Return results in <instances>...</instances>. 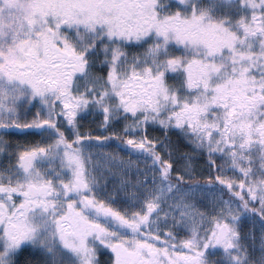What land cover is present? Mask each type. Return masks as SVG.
<instances>
[{
    "label": "rangeland",
    "instance_id": "1",
    "mask_svg": "<svg viewBox=\"0 0 264 264\" xmlns=\"http://www.w3.org/2000/svg\"><path fill=\"white\" fill-rule=\"evenodd\" d=\"M71 3L0 0V264L24 247L54 264L101 252L111 264H264V208L245 218L210 183L167 180L232 190L237 173L218 159L264 153L260 141L230 152L234 129H259L251 108L264 120V0H87L93 14ZM248 75L261 89L251 103ZM186 128H207L214 152ZM79 173L86 193L72 189Z\"/></svg>",
    "mask_w": 264,
    "mask_h": 264
},
{
    "label": "trees",
    "instance_id": "2",
    "mask_svg": "<svg viewBox=\"0 0 264 264\" xmlns=\"http://www.w3.org/2000/svg\"><path fill=\"white\" fill-rule=\"evenodd\" d=\"M86 1L87 0H69V3L72 2L71 4H73V9L77 10L76 12L79 11L82 13V11H84L83 7L84 5H86V8L89 14H93V13H90L91 9L89 8L88 4H86ZM68 10L71 11V8H69ZM67 14L69 16L70 13H67ZM55 69H58V67H56ZM56 73L61 75L64 73L66 74L67 71L66 72L59 71ZM68 73H71L72 75L75 73V71L70 70ZM245 82H246V87L248 89L247 98H250L249 99L250 103L251 101L252 102L258 101L257 98L261 96L260 94L261 89L259 87H256V85L253 83L254 81L249 78V75L246 78ZM260 102H263V101H260ZM261 106H262L261 110H263L264 107L263 105ZM251 109H253V111L252 112L250 111L251 112L250 115L251 117H254V116L256 117L255 125H257V128L259 127V129H257V132L255 131L252 132L253 138L249 137L248 135L249 132L247 131H246V134L240 133V130L244 131L243 127H239V129H234L233 138L230 140L233 141L234 145L237 144L238 147H236L237 150L234 149L230 151L231 153L232 152L240 153L238 150H240L243 144H246V143L260 141L259 145L264 144L263 142L264 133H262L264 132V130H261V128L264 127V120L259 119V115L256 113L258 109H255V108H251ZM171 112L172 113H170L171 114L170 117L173 118V116H176L178 111L171 110ZM162 126L164 127L165 124H163ZM206 127L212 128V125H206ZM183 130H188L185 133L184 138H187L191 142L196 143L199 147L198 150L201 154L204 153L205 155V153L214 152L215 150L214 146L211 144L209 146L208 144L209 141L207 142L204 137V135L207 134L206 133L208 130L207 128L204 130L200 128L196 130L186 128ZM259 131L262 133L261 137H260ZM177 139L179 141L181 140L180 137H178ZM63 140L65 142L67 141L65 138H63ZM112 140L118 141L117 139H112ZM112 140H109V141H112ZM121 141L123 145H126L127 138L126 137H124L123 139L121 138ZM204 144H208L209 147L205 149ZM71 145L75 146L76 143L71 144ZM127 146L131 148L129 145ZM144 147L145 149H149L145 154L158 160L157 153L153 149H150L148 146H144ZM220 162H221V159H218L216 163L219 169H229V172L232 175V177L233 176L235 177V175L233 174L234 172L237 173L236 185H235V188L232 190L224 187V183L220 182V180L216 178L205 179L201 176L199 177L195 176L191 179L185 180V179L179 178L178 176L170 172L168 173L167 180L171 182L172 184L178 185L181 187L203 186L206 183H210L211 185L216 186L222 192L223 197H225L231 202H236L239 208L241 209V211L243 212L244 217L255 216V217L262 219L263 218L262 217L263 208H264V153L263 151L261 149H258L255 152H251V150L243 151V153L237 156L236 158L229 157L227 161L224 162V164L222 165H219ZM230 168H234L236 171L234 170L230 171ZM11 181L13 183H16L14 179H12ZM12 264H54V263L50 260L49 253L47 251H41L40 249H37V248L33 249L30 247H24L19 250ZM98 264H111L110 255L102 253V252L99 253Z\"/></svg>",
    "mask_w": 264,
    "mask_h": 264
},
{
    "label": "flooded vegetation",
    "instance_id": "3",
    "mask_svg": "<svg viewBox=\"0 0 264 264\" xmlns=\"http://www.w3.org/2000/svg\"><path fill=\"white\" fill-rule=\"evenodd\" d=\"M58 56V58L59 59H62L61 58V55H57ZM69 71H70V69H69ZM60 76H66V77H68V76H73V75H71V73H64V74H61ZM138 80H140L139 81V83H141V85H144L145 83H146V81L145 80H141V79H138ZM134 84L136 83V80H134V82H133ZM137 86V85H136ZM137 88H141L140 86H137ZM32 157H33V155H32ZM80 173L77 175V178L75 179V181H74V185H73V187H72V189H73V191H82L83 192V189H84V192L86 193V192H88V188L87 187H83V182H82V179L80 178ZM78 177L80 178V179H78ZM73 193V192H72ZM81 221V220H80ZM79 225H81L82 227H84V228H86V229H90L91 228V225H90V223H88V222H83V221H81L80 223H79ZM75 226V225H74ZM70 237H79V235H72V236H70Z\"/></svg>",
    "mask_w": 264,
    "mask_h": 264
},
{
    "label": "water",
    "instance_id": "4",
    "mask_svg": "<svg viewBox=\"0 0 264 264\" xmlns=\"http://www.w3.org/2000/svg\"><path fill=\"white\" fill-rule=\"evenodd\" d=\"M83 191H84V189H83ZM41 193H43V192H41ZM155 211H157V209ZM152 212H154V211L149 210L148 213H147V215L149 216ZM228 232L229 231H228L226 225H224V224L221 225L220 228H219V232H218V234H219L218 239L220 241H222L225 237L228 236Z\"/></svg>",
    "mask_w": 264,
    "mask_h": 264
}]
</instances>
